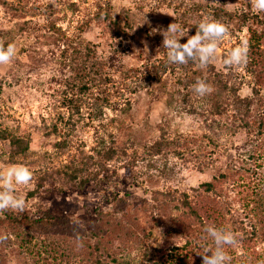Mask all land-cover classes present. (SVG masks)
<instances>
[{
    "label": "trees",
    "instance_id": "obj_1",
    "mask_svg": "<svg viewBox=\"0 0 264 264\" xmlns=\"http://www.w3.org/2000/svg\"><path fill=\"white\" fill-rule=\"evenodd\" d=\"M42 1L0 0L3 18L35 17ZM60 2H52L44 23L23 22L14 34L0 30L5 48L15 45L12 61L22 76L42 70L56 75L59 84L54 119L42 128L53 151L43 155L44 161L59 164L43 167L34 178L26 194L38 199L34 208L0 212V264H203L206 250L216 247L206 232L209 226L235 234L237 244L223 246L231 264H264V11L256 10L253 0H98L68 36L57 26L66 18L65 13L56 15ZM65 8L73 15L79 11L71 2ZM206 16L228 26L220 45L245 33L246 64L222 71L214 65L216 55L202 69L198 60L171 63L164 47L158 55L146 54L143 42L157 36L150 32L152 26L166 31L177 23L182 29L177 39L184 44ZM146 35L139 47H131ZM107 38L118 40L119 50ZM122 42L130 46L123 48ZM168 76L175 79L167 90ZM198 78L213 91L196 94L192 86ZM141 88H152L151 94L165 96L174 110H185L199 122L200 135L170 136L159 126V137L150 143H117L103 120L109 111L127 113L131 103L124 92L137 95ZM97 125L103 134L91 152L78 148L71 153L78 127ZM10 130L0 129L7 148L1 156L10 166L28 164L32 133L21 136ZM222 137L226 140L218 146ZM217 147L221 164L213 158ZM169 158L200 175L196 186L154 185L159 176H174ZM143 184L147 188L136 193ZM92 192L99 200L86 208L85 226L50 203L55 195L89 200ZM133 253L139 257L135 261Z\"/></svg>",
    "mask_w": 264,
    "mask_h": 264
},
{
    "label": "rangeland",
    "instance_id": "obj_2",
    "mask_svg": "<svg viewBox=\"0 0 264 264\" xmlns=\"http://www.w3.org/2000/svg\"><path fill=\"white\" fill-rule=\"evenodd\" d=\"M56 2V0H53ZM53 1H42L40 3L41 9L39 14L35 17L26 16L22 19L15 18L11 21L3 18L2 9L3 6L0 5V30L13 31L16 33L18 30V25L23 22H30L32 26L44 23L46 21L45 13L51 11L53 8ZM64 6L62 5V2ZM98 0H61L56 7L57 16L65 13L66 18L60 22H57V26L65 30L66 34L69 36L72 33L71 27L77 21H80L85 12H87L93 4ZM240 1V0H239ZM20 7H23L24 3L15 1ZM71 2L75 3L79 7V11L76 14H72L66 7V3ZM238 2V0H231V3ZM161 14H165V10L161 11ZM147 22V21H146ZM155 29L159 39L162 38L161 32L163 31L162 26L157 24L152 26ZM147 29V28H145ZM154 33L153 31H150ZM151 33V34H152ZM243 34H245L243 32ZM243 34L239 35L238 39H232L229 41H223L220 45L218 44V49L216 52V62L214 65L217 70L228 69L223 63L224 59L229 55L230 51L243 44L244 38ZM156 37L147 38V35L140 40H135L134 44L131 45L132 48L138 46L141 41H144L146 38L148 43L147 55L154 56L158 55L160 51L163 50V39L158 41ZM151 37V36H148ZM107 41H110L109 46H114L117 48L118 40H112L107 38ZM123 48H128L130 45H127L126 42H122ZM142 46V45H141ZM119 50V47L117 48ZM48 51V50H47ZM46 51H44L45 53ZM46 55H50V52H46ZM234 66L232 68H235ZM223 71V70H222ZM241 73V68H238L237 73ZM52 74V73H51ZM49 73L43 72L42 70L34 71L32 73H27L21 75L19 69L17 68L14 61H10L7 64H0V80H2V85L0 87V129H11L17 134L24 136V134L32 133V141L30 143V153L31 158L28 159V164H25L33 173L32 181L28 185H17L15 187V194L20 197L22 196L25 200V205L23 210H28L34 208L37 204L38 199L34 198L29 200L26 198L27 191L32 188L34 183V178H36L38 172L43 171L45 166H58L59 160L55 163L50 164L47 161H44L43 155L47 153H52L51 140L44 137L43 126H47L50 123L51 119H54L56 111V101H57V90L59 87L58 82H56L57 76L51 75ZM169 78L166 89L171 88V85L174 82L173 76H168ZM15 80H19V83H16ZM137 81L132 82V87L136 86ZM130 90V89H129ZM124 92V99L129 100L131 103L130 110L127 113H114L107 112L106 120H103L106 130L110 131L116 136V141L119 144L131 146L140 143H150L156 138L159 137V126H162L163 130L170 136L176 133H190L192 135H200L199 122L191 118L190 115H186L185 110L178 108L174 110L171 105H168L165 101L166 97L161 96V94H151L152 88H141L138 90L137 95H135L131 90ZM245 90V89H244ZM246 89L243 93H246ZM56 91V92H55ZM120 105L124 106V101L120 100ZM62 131V128L60 129ZM103 134V130L100 129V126L90 127L85 129L84 127H78L72 136L71 143V153H75L76 149H82L86 153L91 152V147L94 146L95 139ZM106 137V136H105ZM200 138V137H199ZM107 139V138H106ZM223 137L217 140L218 146L221 144V141H225ZM202 146L207 144L205 139H202ZM84 145V146H82ZM82 146V147H81ZM210 149H212L210 147ZM213 158L217 161L220 160V164L224 159L221 156V148L218 147L213 150ZM7 153V148L0 141V173H4L10 167L5 161L6 156H1V153ZM36 161L38 162L37 164ZM62 161V160H61ZM168 167L172 168L174 172L173 177L164 178L163 176L157 177V181L153 179L154 184L158 188L163 187H180L181 189H189L190 187L196 186L200 179V175L197 174L194 170L188 167L182 166V163H178L175 158H169ZM45 169V168H44ZM55 187L57 184L53 183ZM44 185L46 188L50 186V180H47ZM147 188L143 184L140 188L136 190V193L140 192ZM2 190V189H0ZM89 200L85 197L82 201L75 200V194L72 195H55L54 198L50 200L51 206H56L57 208L66 211L70 218L78 223L80 226L84 225V218L89 217L86 215V208L90 206L93 207L96 205V201L99 198H96L94 193H89ZM95 198V201L90 200ZM47 206L46 202L42 203V206ZM86 205V206H85ZM22 210V211H23ZM91 216V215H90ZM133 261L137 260L138 255L133 253L130 256Z\"/></svg>",
    "mask_w": 264,
    "mask_h": 264
},
{
    "label": "clouds",
    "instance_id": "obj_3",
    "mask_svg": "<svg viewBox=\"0 0 264 264\" xmlns=\"http://www.w3.org/2000/svg\"><path fill=\"white\" fill-rule=\"evenodd\" d=\"M253 7L264 11V0H253ZM156 30L153 29V32ZM229 34L228 26L219 20L204 17L197 27L196 34L188 38L184 44L179 43L177 36L182 35V29L177 23L170 24L166 31H162L163 47L167 50V57L171 63L186 65L189 61H199L200 68H206L215 57L218 43ZM147 50V48H145ZM159 51V49L157 50ZM249 48L247 42L233 48L223 63L226 67L241 66L248 61ZM16 55L15 45L0 40V64L9 63ZM196 94L204 96L213 91L212 85L203 79H197L192 86ZM33 178V173L26 165L10 166L6 172L0 173V212L8 209H24L25 200L15 194L17 185H28ZM206 232L215 243V250H206L202 256L203 264H231V257L224 251L223 246H235L237 239L231 231L217 229L214 226L206 228ZM79 239V238H78ZM80 246H83L82 243ZM211 255H207V253Z\"/></svg>",
    "mask_w": 264,
    "mask_h": 264
}]
</instances>
